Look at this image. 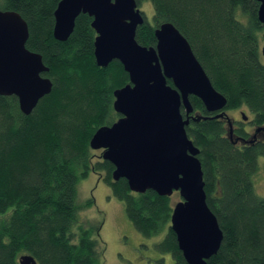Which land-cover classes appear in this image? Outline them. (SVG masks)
I'll return each instance as SVG.
<instances>
[{
  "label": "trees",
  "instance_id": "obj_1",
  "mask_svg": "<svg viewBox=\"0 0 264 264\" xmlns=\"http://www.w3.org/2000/svg\"><path fill=\"white\" fill-rule=\"evenodd\" d=\"M61 0H1L2 11L27 23L25 47L39 54L52 89L29 115L14 96H0V264H18L22 255L37 264H103L101 223L82 221L94 205L77 203V186L97 174L125 216L144 238L174 264H187L171 230V199L152 190L134 193L114 166L95 154L90 140L121 115L113 109L115 90L129 84L118 61L98 67L95 31L86 14L75 20L66 41L53 37L54 11ZM152 6L151 22L136 29L135 40L155 47V29L171 23L187 40L213 88L226 100L225 111L244 108L251 125L264 126V26L256 0H135ZM169 85L170 81L167 82ZM193 109L187 137L198 149L206 204L217 219L222 242L207 264H264V196L255 193L264 140L242 148L231 142L221 118L189 97ZM223 112V111H222ZM162 263L160 259L159 264Z\"/></svg>",
  "mask_w": 264,
  "mask_h": 264
},
{
  "label": "water",
  "instance_id": "obj_2",
  "mask_svg": "<svg viewBox=\"0 0 264 264\" xmlns=\"http://www.w3.org/2000/svg\"><path fill=\"white\" fill-rule=\"evenodd\" d=\"M256 1L258 20L264 26V0ZM81 14L92 18L96 65L105 68L118 61L129 78V84L113 93V109L121 117L99 128L90 147L101 150V157L114 166L113 179H125L132 192L152 190L167 197L178 192L182 200L172 207L170 220L178 249L187 264H207L219 250L223 235L206 204L199 151L187 137L185 126L193 112L190 96L198 98L209 113L223 110L225 98L213 88L173 24L163 23L155 29V47L136 42V29L144 18L135 0H61L53 14L54 39L66 41ZM27 39L28 27L22 17L0 10V96L16 97L26 116L52 89L50 79L42 76L48 68L39 54L26 49ZM262 43L264 59V32ZM241 118L247 120L244 113ZM256 132L264 135V126ZM18 264L37 263L22 255Z\"/></svg>",
  "mask_w": 264,
  "mask_h": 264
},
{
  "label": "rangeland",
  "instance_id": "obj_3",
  "mask_svg": "<svg viewBox=\"0 0 264 264\" xmlns=\"http://www.w3.org/2000/svg\"><path fill=\"white\" fill-rule=\"evenodd\" d=\"M0 9H2L0 0ZM144 14L147 21L151 22L152 6L149 2H144L138 8ZM241 112L245 113L247 121H251L252 115L244 108L240 110L226 111L229 120H241ZM248 121V122H249ZM95 154L100 155L101 150H96ZM259 171L254 177L255 193L264 196V158L258 160ZM94 200V205L82 213V221L91 224L101 223L100 238L105 245V253L102 258L103 264H159L161 256L154 249V245L162 240L163 235L157 238H144L135 231L132 224L125 216L124 206L115 199L110 188L104 184L101 177L90 173L89 176L81 180L77 186V203H83L89 199ZM171 206L181 201L178 192H173L170 196ZM167 263L172 260L167 255Z\"/></svg>",
  "mask_w": 264,
  "mask_h": 264
},
{
  "label": "flooded vegetation",
  "instance_id": "obj_4",
  "mask_svg": "<svg viewBox=\"0 0 264 264\" xmlns=\"http://www.w3.org/2000/svg\"><path fill=\"white\" fill-rule=\"evenodd\" d=\"M214 113L216 115H222L219 118H221L222 119L221 121L224 122L226 132L228 131L229 138L231 142L233 143V145L238 147L239 149L242 147L248 146V145H254L260 142L261 140H264V135L261 132H256L257 127L254 125H251L249 120H248L249 122L247 120L243 121L242 118L241 120H235V119L233 121L229 120V122L231 123L230 125V123L228 122V119L230 118L228 117L224 109L218 112H214ZM241 113H244V112H241ZM181 114L183 116V119H185L186 115L182 107H181ZM230 129L232 130L231 135L229 133ZM161 259H162V263L160 264H168L166 261L168 259L167 255H164V257H161ZM170 264H174V263L171 262Z\"/></svg>",
  "mask_w": 264,
  "mask_h": 264
}]
</instances>
